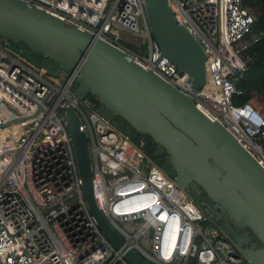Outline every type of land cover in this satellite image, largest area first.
I'll use <instances>...</instances> for the list:
<instances>
[{"label":"built area","instance_id":"built-area-1","mask_svg":"<svg viewBox=\"0 0 264 264\" xmlns=\"http://www.w3.org/2000/svg\"><path fill=\"white\" fill-rule=\"evenodd\" d=\"M24 1L131 53L191 95L264 168V115L249 102H236L256 19L244 0H170L178 22L206 53L205 82L196 89L161 54L144 0ZM121 32L138 37L140 50L126 47ZM7 43L0 37V264H130V249L153 264H252L222 223L152 155L90 101L78 100L77 69L53 77ZM69 107L88 139L96 205L122 238L120 247L89 211L63 118Z\"/></svg>","mask_w":264,"mask_h":264},{"label":"water","instance_id":"water-1","mask_svg":"<svg viewBox=\"0 0 264 264\" xmlns=\"http://www.w3.org/2000/svg\"><path fill=\"white\" fill-rule=\"evenodd\" d=\"M144 10L161 54L187 74L194 89L203 85L206 53L178 22L170 0H144ZM0 37L8 39L9 49L53 77L77 69L78 100L90 101L143 149L147 145L135 135L152 138L170 158L166 164L156 159L157 164L180 188L191 192L197 184L218 216L208 211L206 203L204 211L227 221L222 227L252 264H264V168L218 121L200 110L191 95L141 66L131 53L24 0H0ZM63 118L89 211L105 236L120 247L122 238L94 199L88 139L79 129V115L69 107ZM125 258L130 264H153L136 250H127Z\"/></svg>","mask_w":264,"mask_h":264},{"label":"trees","instance_id":"trees-1","mask_svg":"<svg viewBox=\"0 0 264 264\" xmlns=\"http://www.w3.org/2000/svg\"><path fill=\"white\" fill-rule=\"evenodd\" d=\"M256 16L251 33L249 34L248 59L245 75L238 85L243 94L236 98V102H249L264 115V0H244ZM131 50L136 48L126 41H122Z\"/></svg>","mask_w":264,"mask_h":264},{"label":"flooded vegetation","instance_id":"flooded-vegetation-1","mask_svg":"<svg viewBox=\"0 0 264 264\" xmlns=\"http://www.w3.org/2000/svg\"><path fill=\"white\" fill-rule=\"evenodd\" d=\"M135 138L141 139L142 140L141 142L147 145V148H144V150L149 155H152L155 161L156 159H159L161 160V164H166V162H169L170 158H169L168 153L166 151H163L162 147H160L152 138L147 137V136L142 137L141 135H138V134L135 135ZM155 153H159V154L156 156ZM191 194L197 200V202L201 204V206H202V203L203 204L206 203L209 207L208 211L213 213L215 217L218 215L213 203L209 200V198L205 194L201 193V188L197 184L193 183L191 187ZM217 221L219 222L221 221L222 223L227 222L225 219H219ZM252 239L254 240L253 237Z\"/></svg>","mask_w":264,"mask_h":264},{"label":"rangeland","instance_id":"rangeland-1","mask_svg":"<svg viewBox=\"0 0 264 264\" xmlns=\"http://www.w3.org/2000/svg\"><path fill=\"white\" fill-rule=\"evenodd\" d=\"M120 36H121L122 41L130 42L138 51L140 50L139 47L142 46V44H141L140 39L138 37L128 35L125 32H121ZM145 53H146V50L143 49L142 54L145 55ZM58 80L61 81L62 78H59ZM188 191H190V190L188 189ZM201 193H203V192L201 191ZM241 230L240 231L243 232V234H247V232H248V230H246V229H241ZM249 241H250V239H249ZM253 241L255 242L256 239L254 238Z\"/></svg>","mask_w":264,"mask_h":264},{"label":"crops","instance_id":"crops-1","mask_svg":"<svg viewBox=\"0 0 264 264\" xmlns=\"http://www.w3.org/2000/svg\"><path fill=\"white\" fill-rule=\"evenodd\" d=\"M204 209V208H203ZM218 216V215H217ZM216 218V217H215ZM221 222V221H220ZM222 223V222H221Z\"/></svg>","mask_w":264,"mask_h":264},{"label":"bare ground","instance_id":"bare-ground-1","mask_svg":"<svg viewBox=\"0 0 264 264\" xmlns=\"http://www.w3.org/2000/svg\"><path fill=\"white\" fill-rule=\"evenodd\" d=\"M203 204V203H202ZM201 205V204H200Z\"/></svg>","mask_w":264,"mask_h":264}]
</instances>
